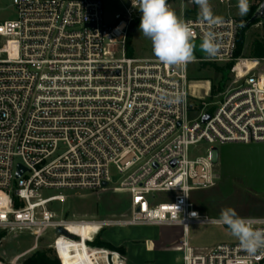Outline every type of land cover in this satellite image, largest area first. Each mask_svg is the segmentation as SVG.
Instances as JSON below:
<instances>
[{
    "label": "built area",
    "instance_id": "obj_1",
    "mask_svg": "<svg viewBox=\"0 0 264 264\" xmlns=\"http://www.w3.org/2000/svg\"><path fill=\"white\" fill-rule=\"evenodd\" d=\"M104 1L11 0L14 19H0V231L29 232L36 247L47 232L63 229L51 246L60 264L62 238L87 244L97 264H126L119 252L93 245L111 228L179 233L182 264H264V253L249 257L237 240L199 248L192 237L196 228H227L192 198L220 182L215 146L264 144V58L237 55L243 24L230 15L214 27V58L194 55L179 66L129 58L139 11L129 0L131 9L106 23ZM174 1L192 24L194 43L201 42L208 26L198 6L168 5ZM233 1L209 0L228 8ZM200 62L230 67L231 88L205 107L190 103V66ZM201 91L208 96L211 88ZM201 143L209 145L206 155L192 160L191 148ZM18 166L25 169L20 178ZM73 190L127 195L128 214L69 220L50 210L66 197L44 192ZM248 218L264 229V216ZM72 224L98 231L85 242L70 232Z\"/></svg>",
    "mask_w": 264,
    "mask_h": 264
},
{
    "label": "rangeland",
    "instance_id": "obj_2",
    "mask_svg": "<svg viewBox=\"0 0 264 264\" xmlns=\"http://www.w3.org/2000/svg\"><path fill=\"white\" fill-rule=\"evenodd\" d=\"M262 0H248V11L246 14H239L237 7L238 0H234L231 8L218 3L210 4L216 16L223 17L230 15L237 18L241 24L246 23V19L252 11H255ZM104 9L106 12V23H112L116 16L123 15L131 9L129 0H105ZM169 6L181 18L182 6L179 2H172ZM15 9L11 0H0V19L12 20L15 17ZM136 18L141 19L140 12ZM140 25V23H139ZM255 42L264 43V21L251 26L245 33L244 57H251L252 47ZM194 55L198 59L207 58L200 50V42L195 43ZM127 52L132 54V59L156 61L158 60L148 40L136 28L135 33L127 42ZM222 66L208 62L195 63L190 66L189 81L191 105L216 104L224 98L226 92L231 88V79L228 72L223 71ZM225 82L221 90H217L221 82ZM211 88V93L205 96L201 90ZM192 117L196 115L191 114ZM209 145L201 143L195 148H191L190 158L206 155ZM216 154L219 156L220 165L218 173L220 182L214 189L198 191L192 194L193 202L199 211L209 217H220L221 210L226 207L233 208L242 217L264 216V144H226L215 146ZM112 185L119 184L120 176L114 167L110 168ZM64 194V203H53L50 210L59 217L63 216L69 220L79 219H109L119 218L128 214L130 198L124 194H113L105 192L101 195L92 191H49L44 192L45 197ZM164 197V196H163ZM227 228L203 227L192 230L193 244L196 247L212 246L222 242H234L236 238L228 233ZM5 233V237L0 241V263L1 264H23L34 254H46L52 264H59L55 251L51 248L56 238L55 231L47 232L37 243L35 249L22 258L16 259L13 254H19L36 244L34 237L29 232ZM89 239V233L84 234ZM181 235L179 233L160 229L138 228L106 229L96 238L94 245L101 248V244L112 246L118 250L126 259V264H182V247L178 243ZM90 240V239H89ZM60 256L69 261H74L76 245L65 238L61 239ZM154 245L157 250L151 249ZM111 250V251H114ZM90 253V252H89Z\"/></svg>",
    "mask_w": 264,
    "mask_h": 264
},
{
    "label": "clouds",
    "instance_id": "obj_3",
    "mask_svg": "<svg viewBox=\"0 0 264 264\" xmlns=\"http://www.w3.org/2000/svg\"><path fill=\"white\" fill-rule=\"evenodd\" d=\"M193 3L199 8L202 22L208 26L199 48L207 57L214 58L220 50L214 27L222 22L221 17L213 13L209 0H193ZM133 7L141 13L139 30L151 41L152 51L161 64L179 66L195 58L192 24L179 17L167 0H134ZM237 7L239 14H246L248 0H238ZM215 222L227 226L230 235L249 257L264 253V229L257 228L254 219L242 217L233 208L226 207Z\"/></svg>",
    "mask_w": 264,
    "mask_h": 264
},
{
    "label": "trees",
    "instance_id": "obj_4",
    "mask_svg": "<svg viewBox=\"0 0 264 264\" xmlns=\"http://www.w3.org/2000/svg\"><path fill=\"white\" fill-rule=\"evenodd\" d=\"M256 11V10H255ZM255 11H252V13L250 14V16L246 19V22L253 16L254 12ZM261 21H257L255 22L253 25L255 24H258L260 23ZM139 23H140V19H136L132 22V25H131V30H135L136 31V28L139 26ZM245 24V23H244ZM252 25V26H253ZM251 27V26H250ZM249 27V28H250ZM243 29V30H240V33L238 35V39H237V55L240 56L243 54V51H244V45H245V33L247 32V30L249 29ZM132 37L131 34H129V38L128 40ZM128 42V41H127ZM127 51V49H126ZM127 56L128 57H131L132 54L130 52H127ZM251 56L254 57V58H264V43L263 42H255L253 44V47H252V53H251ZM229 68L230 67H224L223 68V71L225 72H228L229 71ZM225 82H221V84L218 86V89L217 90H221L224 86ZM73 234L75 235H78L80 236L81 238L84 239V241H87L89 239H87L84 235V233L82 231H78V230H74V229H70ZM5 237V233H1L0 234V241ZM72 243L76 244V245H80L83 249V251L85 253H89L87 251V249L85 248V245L84 244H78V242H73L72 240H70ZM94 245V244H93ZM95 246V245H94ZM101 248H106V249H109V250H114L112 248V246L110 245H107V244H101ZM114 251H117L119 252L118 250H114ZM62 259V262L63 264H75L74 261H69L68 259L66 258H61ZM58 263L60 264L59 260H58ZM23 264H52V262L50 261V259L46 256V254H39V253H36L34 254L32 257H30L28 260H26Z\"/></svg>",
    "mask_w": 264,
    "mask_h": 264
},
{
    "label": "crops",
    "instance_id": "obj_5",
    "mask_svg": "<svg viewBox=\"0 0 264 264\" xmlns=\"http://www.w3.org/2000/svg\"><path fill=\"white\" fill-rule=\"evenodd\" d=\"M215 162H216L217 171H218V167L220 165V159H219V156L217 154H215ZM97 231H98V229L89 230V237H90L89 239H91L92 234H95ZM212 245H214V243ZM150 246L152 247L151 249L157 250L154 245H150ZM85 248H86V246H85ZM34 249H35V245L33 247L27 249V250H24L23 252H21L19 254H13V257L15 258V260L22 258L25 255L31 253ZM76 252L78 254V256H75L76 264H96L97 257L92 258L90 253H85L81 246L76 247Z\"/></svg>",
    "mask_w": 264,
    "mask_h": 264
},
{
    "label": "water",
    "instance_id": "obj_6",
    "mask_svg": "<svg viewBox=\"0 0 264 264\" xmlns=\"http://www.w3.org/2000/svg\"><path fill=\"white\" fill-rule=\"evenodd\" d=\"M257 21H264V0H262V2L259 4L253 16L245 24L242 25L241 30L249 28ZM134 33L135 30H131L130 34L133 35ZM210 119L211 118L209 115H205L203 117V123H207L208 121H210ZM24 172L25 169L22 168L21 166H18L16 177L20 178ZM103 186L107 187V184H104ZM55 233L57 236L66 235V232L61 228L57 229Z\"/></svg>",
    "mask_w": 264,
    "mask_h": 264
},
{
    "label": "bare ground",
    "instance_id": "obj_7",
    "mask_svg": "<svg viewBox=\"0 0 264 264\" xmlns=\"http://www.w3.org/2000/svg\"><path fill=\"white\" fill-rule=\"evenodd\" d=\"M70 229H74V230H78V231H82L84 234H88L89 233V230H93V229H98V226L96 224H85V225H78V224H72L70 226ZM73 234V233H72ZM75 235V234H73ZM76 236V235H75ZM66 239V238H65ZM67 241H70L68 239H66ZM71 242V241H70ZM73 242H76V241H73ZM87 242V241H85ZM84 244V243H82ZM86 246V249L88 251V248H87V244H84ZM89 252V251H88ZM61 257V256H60ZM62 261V259H61ZM98 262V258H97V261H96V264ZM63 264V262H62ZM119 264V263H118Z\"/></svg>",
    "mask_w": 264,
    "mask_h": 264
}]
</instances>
